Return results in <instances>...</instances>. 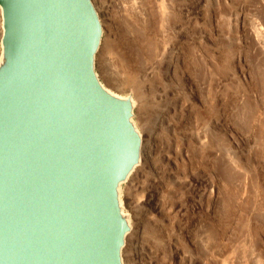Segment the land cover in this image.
I'll list each match as a JSON object with an SVG mask.
<instances>
[{
  "label": "rangeland",
  "instance_id": "374dc122",
  "mask_svg": "<svg viewBox=\"0 0 264 264\" xmlns=\"http://www.w3.org/2000/svg\"><path fill=\"white\" fill-rule=\"evenodd\" d=\"M135 101L124 264H264V0H92Z\"/></svg>",
  "mask_w": 264,
  "mask_h": 264
},
{
  "label": "water",
  "instance_id": "95a60500",
  "mask_svg": "<svg viewBox=\"0 0 264 264\" xmlns=\"http://www.w3.org/2000/svg\"><path fill=\"white\" fill-rule=\"evenodd\" d=\"M0 264H124L135 101L95 68L92 0H0Z\"/></svg>",
  "mask_w": 264,
  "mask_h": 264
},
{
  "label": "bare ground",
  "instance_id": "6f19581e",
  "mask_svg": "<svg viewBox=\"0 0 264 264\" xmlns=\"http://www.w3.org/2000/svg\"><path fill=\"white\" fill-rule=\"evenodd\" d=\"M1 35H2V28H1V11H0V39H1ZM141 151H142V143H141ZM140 162H141V159H140Z\"/></svg>",
  "mask_w": 264,
  "mask_h": 264
}]
</instances>
